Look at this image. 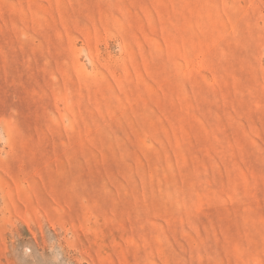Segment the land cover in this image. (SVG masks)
<instances>
[{
    "label": "rangeland",
    "instance_id": "374dc122",
    "mask_svg": "<svg viewBox=\"0 0 264 264\" xmlns=\"http://www.w3.org/2000/svg\"><path fill=\"white\" fill-rule=\"evenodd\" d=\"M0 264H264V0H0Z\"/></svg>",
    "mask_w": 264,
    "mask_h": 264
}]
</instances>
